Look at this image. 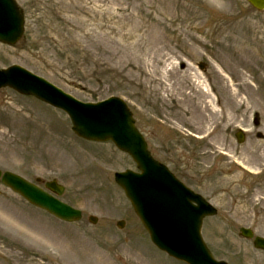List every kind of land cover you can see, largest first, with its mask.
Instances as JSON below:
<instances>
[{
    "label": "rangeland",
    "instance_id": "obj_1",
    "mask_svg": "<svg viewBox=\"0 0 264 264\" xmlns=\"http://www.w3.org/2000/svg\"><path fill=\"white\" fill-rule=\"evenodd\" d=\"M16 1L25 34L0 43V68L21 65L84 102L123 98L156 158L218 209L203 228L215 257L264 264L239 235L264 236V11L246 0ZM1 131L0 168L57 179L84 216L60 221L0 185V264H186L151 242L114 180L136 164L113 143L79 139L64 112L10 88Z\"/></svg>",
    "mask_w": 264,
    "mask_h": 264
},
{
    "label": "water",
    "instance_id": "obj_2",
    "mask_svg": "<svg viewBox=\"0 0 264 264\" xmlns=\"http://www.w3.org/2000/svg\"><path fill=\"white\" fill-rule=\"evenodd\" d=\"M248 2L258 10L264 9V0ZM22 33L23 19L15 1L0 0V41L16 43ZM6 86L65 109L79 136L98 141L111 139L121 150L132 155L143 173H117L116 180L125 189L136 213L160 249L190 264H227L212 257L201 237L203 218L215 214L216 210L180 183L165 166L153 160L122 100L114 97L98 104H83L19 66L0 70V87ZM237 137L239 141L244 140L241 132ZM2 181L31 203L61 219L74 221L81 218L79 210L16 174L6 172ZM46 187L58 195L64 191L56 181L48 182ZM91 220L96 221L93 217ZM241 232L246 237H253L249 229L242 228ZM255 245L264 247V239L256 238Z\"/></svg>",
    "mask_w": 264,
    "mask_h": 264
},
{
    "label": "bare ground",
    "instance_id": "obj_3",
    "mask_svg": "<svg viewBox=\"0 0 264 264\" xmlns=\"http://www.w3.org/2000/svg\"><path fill=\"white\" fill-rule=\"evenodd\" d=\"M211 102V101H210ZM214 103H213V101H212V103H210L209 105H211L212 106V110L214 111L215 110V106L213 105ZM208 106V105H207ZM210 106V107H211ZM0 134L1 135H4L5 134V132L4 131H1L0 132ZM255 151V150H254ZM40 238L42 239V240H44L45 242H47V243H51V240L48 238V236L45 234V233H42L41 234V236H40ZM53 243V242H52Z\"/></svg>",
    "mask_w": 264,
    "mask_h": 264
}]
</instances>
